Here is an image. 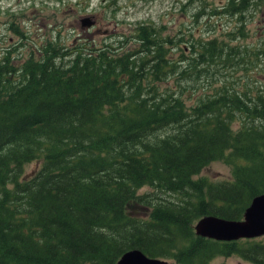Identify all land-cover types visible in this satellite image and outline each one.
Listing matches in <instances>:
<instances>
[{
    "label": "trees",
    "instance_id": "obj_1",
    "mask_svg": "<svg viewBox=\"0 0 264 264\" xmlns=\"http://www.w3.org/2000/svg\"><path fill=\"white\" fill-rule=\"evenodd\" d=\"M251 1L196 6L195 21L235 16L223 36L137 21L111 43L48 40L20 64L0 54V264H116L135 247L178 264L264 262L263 239L193 227L239 219L264 192V37L241 40L264 0ZM219 62H244L246 81H214ZM217 159L231 179L199 175Z\"/></svg>",
    "mask_w": 264,
    "mask_h": 264
},
{
    "label": "rangeland",
    "instance_id": "obj_2",
    "mask_svg": "<svg viewBox=\"0 0 264 264\" xmlns=\"http://www.w3.org/2000/svg\"><path fill=\"white\" fill-rule=\"evenodd\" d=\"M187 1L0 0V54L9 49L15 63L20 64L30 52L39 51V47L48 40H58L71 46L77 42L98 45L103 42L111 43L118 35L129 33L137 21L165 23L167 31L195 26L203 36H223L222 33L233 28L236 23L235 16L222 13L213 14L209 18H206V15L195 21L191 14L201 0H191L189 3ZM205 1L206 11H209L213 6L221 9L225 0ZM258 14L259 11H256L245 23L250 34L245 39H241L242 41L259 40L257 37H264V20H260ZM88 16L94 19V23L90 26L86 25ZM256 26L260 32L255 36ZM243 65L244 62L225 66L219 62L213 66V80L219 81V77L222 78L221 73H224L227 82L241 86V83L246 81ZM258 77L261 81L256 83L264 84V78L260 75ZM37 164V161L26 163L25 171H33ZM199 175H205L214 181L233 177L231 166L219 159L211 161L202 168ZM142 190H151V187L145 186ZM162 195L166 198H174L173 194ZM199 218L194 221L193 227ZM253 238L264 240V235ZM160 258H165L167 264H178L174 255ZM256 262L260 260L246 258L239 253L217 252L211 256L208 264H255Z\"/></svg>",
    "mask_w": 264,
    "mask_h": 264
},
{
    "label": "water",
    "instance_id": "obj_3",
    "mask_svg": "<svg viewBox=\"0 0 264 264\" xmlns=\"http://www.w3.org/2000/svg\"><path fill=\"white\" fill-rule=\"evenodd\" d=\"M87 18V17H85ZM94 23L88 16L87 26ZM199 235L222 240H232L240 237H255L264 234V192L252 197L245 207L240 219H231L213 214L201 216L194 224ZM165 258L151 256L135 247L124 251L116 264H167ZM255 264H264L256 262Z\"/></svg>",
    "mask_w": 264,
    "mask_h": 264
},
{
    "label": "flooded vegetation",
    "instance_id": "obj_4",
    "mask_svg": "<svg viewBox=\"0 0 264 264\" xmlns=\"http://www.w3.org/2000/svg\"><path fill=\"white\" fill-rule=\"evenodd\" d=\"M248 8H249V9H254V8H255V7H254V4H253V2H252L251 0H249ZM259 12H260V13H264V7H263V8L261 7V10H260Z\"/></svg>",
    "mask_w": 264,
    "mask_h": 264
}]
</instances>
